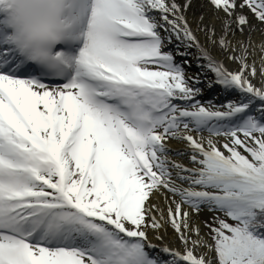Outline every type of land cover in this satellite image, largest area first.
I'll return each instance as SVG.
<instances>
[{"label": "snow or ice", "instance_id": "6c2138e0", "mask_svg": "<svg viewBox=\"0 0 264 264\" xmlns=\"http://www.w3.org/2000/svg\"><path fill=\"white\" fill-rule=\"evenodd\" d=\"M194 7L0 0V264H264V0Z\"/></svg>", "mask_w": 264, "mask_h": 264}, {"label": "bare ground", "instance_id": "6f19581e", "mask_svg": "<svg viewBox=\"0 0 264 264\" xmlns=\"http://www.w3.org/2000/svg\"><path fill=\"white\" fill-rule=\"evenodd\" d=\"M195 7L189 11L188 16L189 19L192 20L194 13L198 14L200 12L205 13L206 18L211 17V13L208 12L207 8L202 7L204 0H194ZM194 26V25H193ZM259 33H254L253 34V40L259 41ZM201 42H203V37H201ZM167 50H175V45H169L165 51ZM177 58V63L180 61L184 60L185 57H181L179 55L175 56ZM190 61V66L185 65V72L187 73L188 76H197L199 75L202 83L199 85L202 89V94L197 98L200 100L204 106H208L209 102L213 105H225L229 103L230 101H237L239 99V94L236 92H227L224 89H222L219 86L213 85L212 87H208V83L213 79V74L210 72H206V70L200 69L197 67L196 59H195V50H193V55L189 59ZM182 63V62H181ZM226 67L230 71H234L236 69L235 64H231L227 61H225ZM257 67V73H259V64L256 65ZM254 84L259 86V77L257 79H254L252 81ZM255 111V110H254ZM257 115H259L257 113ZM195 135V133H193ZM167 147L170 149V159L178 162V163H183V164H188V158L187 155H180L178 153L182 152L184 150V145L181 143H178L176 141H169ZM153 202H158L154 200ZM207 212V211H205ZM204 214V213H200ZM193 221L195 223H201L202 220L200 219L199 216H193ZM205 230L203 229L201 225V232L203 233ZM149 240L154 245H157L158 247H163L164 245H167L171 249H176L179 251H182L181 245L179 240L176 238V234L172 231L171 228H168L167 233L165 234L163 231L161 232V235L163 236V241L156 240L153 238V233L151 229H149ZM165 258L166 257H162Z\"/></svg>", "mask_w": 264, "mask_h": 264}, {"label": "rangeland", "instance_id": "374dc122", "mask_svg": "<svg viewBox=\"0 0 264 264\" xmlns=\"http://www.w3.org/2000/svg\"><path fill=\"white\" fill-rule=\"evenodd\" d=\"M167 51L173 52V53L175 54V50H167ZM191 57H192V56H189V57H187V59L189 60ZM175 59H176V61H177V58H176V57H175ZM184 59H185V58H184ZM189 61H190V60H189ZM181 62H183V60L180 61L179 63H181ZM186 74H187V73H186ZM202 213H204V214H199V217H200V219H201L202 221H205V220L209 219L210 216H211V213H208V212H205V211H203Z\"/></svg>", "mask_w": 264, "mask_h": 264}]
</instances>
